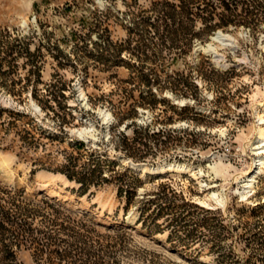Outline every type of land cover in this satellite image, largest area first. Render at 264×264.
<instances>
[{
	"label": "rangeland",
	"instance_id": "rangeland-1",
	"mask_svg": "<svg viewBox=\"0 0 264 264\" xmlns=\"http://www.w3.org/2000/svg\"><path fill=\"white\" fill-rule=\"evenodd\" d=\"M166 1L0 0V264H264V163L251 188L232 179L264 127V0L246 23L163 35L151 22ZM52 95L65 124L36 100ZM24 127L57 137L27 145ZM93 150L116 162L109 180L84 189L54 171ZM159 190L162 209L143 202Z\"/></svg>",
	"mask_w": 264,
	"mask_h": 264
},
{
	"label": "trees",
	"instance_id": "trees-1",
	"mask_svg": "<svg viewBox=\"0 0 264 264\" xmlns=\"http://www.w3.org/2000/svg\"><path fill=\"white\" fill-rule=\"evenodd\" d=\"M230 0H177L174 2H164L163 11L161 16L157 18L156 22H151V24L156 26L163 27V35L171 33V31H176L179 26L183 27L184 22H193L195 20L201 21L206 27L219 26L220 24H225L230 21L243 22L246 23L247 19H252L251 15H255L252 10H250V5L255 0H242L240 3L242 7L238 10L237 2ZM217 19L218 22L212 24L211 22ZM149 18H145L144 21H148ZM192 24V23H191ZM162 39V38H161ZM161 41V40H160ZM53 98L48 100H37L41 108H44L46 102L52 99L54 102L53 105L49 107L53 111V116L60 122V125L66 123L67 115H70V106H67L66 102L60 101L59 96L52 95ZM40 101H44L45 105ZM55 106V107H54ZM57 107V108H56ZM13 116L20 115L19 111H11ZM12 120H9L8 123H12ZM23 135H21L23 143L27 145L38 144L41 137L56 138L57 135L52 134L51 132L47 133L45 130L39 131V138H35L34 135L27 128H23ZM165 130H158L154 135H162ZM125 139L126 136L123 135ZM85 141H76L75 148L79 149L80 147H85ZM116 162L114 160L105 158L99 153H95L94 150L89 154V157L83 161V163L78 164L77 158L72 154H67L65 157L64 163L60 168L54 169L55 172H60L64 174L69 180H75L80 183V187L86 189L91 183L95 184L100 180H109L107 176L103 173V167H114ZM110 172H115L114 168L110 169ZM127 173H130L128 169H125L123 172H119L117 179L122 181L121 186H119V193L124 192L126 196H131L133 190H130V184H126L124 187L123 183H126L123 180L124 176H127ZM131 174V173H130ZM169 188V187H167ZM162 191L155 193L154 198L149 199L145 198L143 202L145 204H158L157 206L162 209L161 204L164 198ZM147 199V200H146ZM160 202V203H159Z\"/></svg>",
	"mask_w": 264,
	"mask_h": 264
},
{
	"label": "bare ground",
	"instance_id": "bare-ground-1",
	"mask_svg": "<svg viewBox=\"0 0 264 264\" xmlns=\"http://www.w3.org/2000/svg\"><path fill=\"white\" fill-rule=\"evenodd\" d=\"M227 36H225L222 32L217 31L215 32L212 36H211V41L215 42V41H223V44H228L227 42L225 43L224 41L228 40L226 38ZM199 48L203 49L204 51H214V47L212 45L211 42L206 43L204 46H199ZM198 48V49H199ZM256 108L258 107H262L264 109V102H259L256 104ZM35 108L39 109L37 105H34ZM105 116L110 117V113H106ZM257 119H258V123L259 124H264V115L260 114V112L257 111ZM255 128V132L257 134V138L256 140L252 143L254 144L253 149L255 150V153L257 154V159L255 160L253 166L249 169V171L247 173H240V174H235L232 176V179L237 180L240 177H243V182H242V187L243 188H251L252 183L255 181V177H256V173L260 170L261 165L264 163V127H257V124L254 125ZM260 144H263V146H260ZM5 160H9L7 158H5ZM131 167L134 169L140 168L141 170H145L146 167L145 166H139L138 164H131ZM218 167V166H217ZM175 166L169 165V164H163L161 166H159L156 169L153 170H149V172L152 173H164L170 169H174ZM214 169H216V167H214ZM242 175V176H240ZM37 177L44 179V178H51V179H55V178H61L63 180H65L64 177H61L59 175H47L43 172H39L37 174ZM57 180V179H56ZM251 190V189H250ZM213 195H215V193H213ZM246 195H242V198H245Z\"/></svg>",
	"mask_w": 264,
	"mask_h": 264
}]
</instances>
